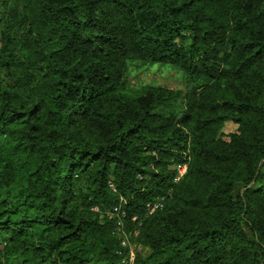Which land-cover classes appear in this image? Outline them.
Returning <instances> with one entry per match:
<instances>
[{"label":"trees","instance_id":"trees-1","mask_svg":"<svg viewBox=\"0 0 264 264\" xmlns=\"http://www.w3.org/2000/svg\"><path fill=\"white\" fill-rule=\"evenodd\" d=\"M119 204L134 264H264V0H0V264H122Z\"/></svg>","mask_w":264,"mask_h":264},{"label":"rangeland","instance_id":"rangeland-1","mask_svg":"<svg viewBox=\"0 0 264 264\" xmlns=\"http://www.w3.org/2000/svg\"><path fill=\"white\" fill-rule=\"evenodd\" d=\"M129 69L128 78L131 80L132 84L138 83V87L143 86L146 83L156 82L186 92L192 85L189 80L187 81V79H185L180 70L170 64L155 65L152 67L140 66L138 68L130 66ZM237 127L236 124L227 122L222 129V132L224 135H228L231 132H235ZM3 239L4 238H1V240Z\"/></svg>","mask_w":264,"mask_h":264},{"label":"built area","instance_id":"built-area-1","mask_svg":"<svg viewBox=\"0 0 264 264\" xmlns=\"http://www.w3.org/2000/svg\"><path fill=\"white\" fill-rule=\"evenodd\" d=\"M178 175L175 178V181L178 182L187 172V164L180 165L177 168ZM123 202V201H122ZM163 207V200H157L147 204L144 217L152 215L155 211ZM98 210V208H94ZM126 212L122 208V205L119 204L109 212V217L116 219V232L119 234L120 242L123 248L127 250L122 259V264H134L136 260V254L142 249L140 245L132 241L133 238H136L139 234L137 229L133 231H128L126 228ZM133 221L137 222L138 227L142 225V219L139 217H134ZM90 264V263H88Z\"/></svg>","mask_w":264,"mask_h":264}]
</instances>
